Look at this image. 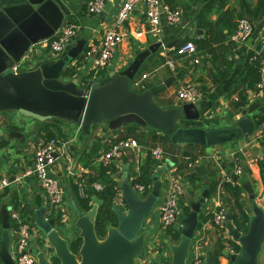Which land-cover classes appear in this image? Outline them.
<instances>
[{
    "label": "crops",
    "instance_id": "obj_1",
    "mask_svg": "<svg viewBox=\"0 0 264 264\" xmlns=\"http://www.w3.org/2000/svg\"><path fill=\"white\" fill-rule=\"evenodd\" d=\"M63 1L69 9L70 15L64 16L57 31L66 22L76 24L75 33L68 45L81 50L76 58L70 62L71 68L69 70L72 74L69 75L67 80L75 78L76 83L74 84L77 88L82 89L88 81H107L106 79H109L111 71L124 70L134 61L137 55L147 50L153 43L160 42V46L156 50L150 51L141 61L133 77V79H137L142 74H147L142 80L145 85L144 89L171 79L169 86L154 96L157 104L162 108H168L182 103L177 97V90L185 83H194L198 87V98L201 100L200 116L197 120H181L182 125L210 129L227 127L234 125L237 119L249 116L255 126L248 136H238L232 142L222 144L219 150L214 146L207 147L197 143L168 146L167 150L163 148L166 152L163 161L156 162L150 156V148L160 144H153V141H151L148 134L155 129L148 125L127 123L111 128L108 126L107 121H101L92 125L89 135L86 136L80 131L79 124L74 119L54 116L45 121H38L24 117L16 110L7 109L11 114L0 113V177L6 176L10 179V177L18 175L24 168L32 166L35 148L41 140L46 139L47 132L53 133L54 138L67 140L69 143L65 153L56 158L49 171L59 181L62 190L63 201L59 206L60 208L57 207L54 210L50 206L37 178L33 175L24 177L21 181L14 180L0 192V232L3 207L7 210L9 230L12 236L17 233L15 221L11 217L12 211L17 212L19 216L30 222V219L35 215L34 211L43 207L45 217L56 216L58 219L57 214L61 212L67 216L71 221L69 225L61 226L58 224L56 227L63 237L71 241L78 235L79 231L72 225L75 220V207L80 208L76 200L77 195L81 196L78 191V182L84 181L85 194L88 178L97 176V170L100 167L108 166L110 170H113L111 178L115 184L114 187H117L115 195H121L119 185L126 179L134 187L132 184L133 179L137 176V172L140 173L141 168H145L149 164V160L153 163L151 172L166 161L169 167L160 176L162 188L159 199L150 214L145 218L144 224L146 226H154L149 235L148 240H151V242L148 243V247L145 249L146 254L157 246L153 242L160 237L158 228L160 227L159 206L163 199V186L170 177H176L180 180L183 187V200L179 208L188 213L191 209L190 200L197 201L204 188H208V185L215 181L218 182L221 169L229 172L235 166H240L242 172L236 178V185L240 187L238 200L243 211L249 217L252 214L250 193L244 187L246 184H250L253 189L254 201L264 208V149L260 138V135H264V114L258 110L260 106L264 105V91L262 95L257 96L255 85L252 88L249 87L248 84L254 78V75H251L247 67L249 54L257 46L258 37L264 33V8L256 13L260 0H164L170 6L180 10L181 20L177 25H168L164 17H161V32L158 37L147 32L139 37L133 35L141 29H147L148 26L144 5L136 3L133 11L120 29L124 36L112 54L110 65L99 70L95 75L93 73V59L96 54L93 53L85 58V52L90 47L98 45L104 31L113 23L121 1H107L104 5L107 11L102 9L96 14L86 12L89 0ZM226 10H231L234 14L231 21V23L233 22L232 26L234 23L236 24L238 15H242L251 22L253 26L251 46L231 40L234 29L230 22L209 29L207 22H215ZM219 31L222 35L218 34ZM199 39L206 42L202 49L196 43V40ZM186 40H192L195 43L197 55L200 58L199 63H193L191 57L175 54L174 48ZM161 43L165 48H162ZM66 52L67 49L65 48L62 53L53 54L46 44H36L34 49L29 52L31 60L28 61L25 58L24 61L26 62H23V65L26 66L20 68V71L34 68V65L40 61H48L49 59L54 61ZM167 59L173 61V69H170L165 63ZM134 89L137 88L134 87ZM241 97L245 99V102L240 108H236L234 103L239 101ZM7 110H0V112ZM21 122L26 125H20ZM36 124L39 126L38 129L35 128ZM131 126L134 128L130 129ZM11 131H19L24 136V140L21 141L17 137L7 139L6 133ZM130 137L138 141V149L125 150L120 159L103 160V154L108 151L113 143ZM185 152H189L195 157L200 156L201 162L205 164L203 175H198L193 170L199 176L193 184L185 180L188 174L185 171V166L187 161L190 160L188 156L184 155ZM211 157H220V168L213 164ZM93 183L101 184L95 181L89 186L91 187ZM216 200L224 210L228 209L232 215L234 226L239 229L233 219V214H237L235 197L224 189H220L218 192L216 185V188L209 192L208 198L201 207L198 214V225L192 239L193 242L196 237L204 236L206 241L204 259H206V249L211 242V238L213 239L214 249L217 245L220 246L216 229L206 223L210 215V206ZM90 204L92 205V201H90ZM178 224L177 219L175 228ZM14 244L15 240L11 243V249ZM191 250L192 247L190 246V253ZM155 253L152 251V255H155ZM145 258H140L138 261L141 262ZM217 261L218 264H230L231 262L223 254L217 257ZM258 262L264 264V242L258 254Z\"/></svg>",
    "mask_w": 264,
    "mask_h": 264
},
{
    "label": "water",
    "instance_id": "obj_2",
    "mask_svg": "<svg viewBox=\"0 0 264 264\" xmlns=\"http://www.w3.org/2000/svg\"><path fill=\"white\" fill-rule=\"evenodd\" d=\"M107 11L104 6L103 11ZM70 11L63 0H0V110H16L24 117L45 121L54 116L76 120L80 131L88 136L91 126L107 121L108 126L115 128L127 123L148 125L152 129L167 136L171 143L185 145L197 143L202 146H214L217 150L224 143L232 142L238 136H248L255 123L249 116L236 120L234 125L218 128L185 126L181 120H197L200 116V99L194 102L180 103L172 107L162 108L154 100V96L169 86L171 79L162 84L150 86L142 91L135 90L132 80L141 61L150 51L156 50L160 42H155L136 56L134 61L121 71H111L109 81L94 80L86 82L80 89L75 86V78L67 80L70 62L76 58L79 49L66 45L67 52L56 60L40 61L34 68L13 73L11 66L15 62L31 60L29 47L40 40L49 38L60 27L64 16ZM253 32V26H252ZM252 36L245 43L251 46ZM26 62V61H24ZM29 63V62H28ZM258 110L264 114V105ZM244 113V112H243ZM20 125L25 126L23 122ZM38 129L39 126L35 125ZM7 139L17 137L21 141L24 136L19 131L6 133ZM169 167L168 162L157 166L152 172V183L146 196L136 193L125 179L119 185L127 210L122 211L115 203L111 205L116 216V224L107 227L106 234L99 239L95 233V217L102 199L91 196L92 205L87 211L75 207V220L72 225L78 229L81 244L77 253L69 248L70 240L60 234L57 217H45L44 208L34 211L30 223L35 225L43 237L31 236L30 249L38 264H137L139 258L146 255L145 249L151 242L149 235L153 225L146 226L145 218L156 205L162 188L160 176ZM205 164L200 162L194 167L198 175H203ZM14 181V176L10 177ZM59 183V181H58ZM250 193L252 214L245 232L237 229L232 222V215L225 209V228L232 242L240 248L226 255L232 264H259L258 254L264 242V208L254 201L253 189L246 184ZM209 196L206 188L197 201H191L188 213L179 210V224L176 231L179 237L168 242L169 254L146 256L141 264H186L190 255V246L198 225V214ZM0 262L16 264L11 251V243L18 235H11L7 210L1 211ZM67 226L69 225V219ZM209 243L206 249L204 264H214V245ZM47 242V245L45 244ZM39 245V247H38ZM148 257V258H147Z\"/></svg>",
    "mask_w": 264,
    "mask_h": 264
},
{
    "label": "built area",
    "instance_id": "obj_3",
    "mask_svg": "<svg viewBox=\"0 0 264 264\" xmlns=\"http://www.w3.org/2000/svg\"><path fill=\"white\" fill-rule=\"evenodd\" d=\"M112 0H89L86 6V12L89 14H96L100 12L105 3ZM121 4L118 7L113 23L109 28H107L102 38L100 39L98 45L90 47L86 52L84 57L87 58L91 54H96L93 59V73L94 75L110 65V60L112 54L115 52L118 44L122 41L124 33L120 30L123 27V23L127 20L129 15L134 9L136 3H142L145 9V16L147 19V29L139 30L133 35L135 37L141 36L143 33H150L156 37L159 36L161 32L160 18L164 17L168 25H177L181 20V12L179 9L170 6L164 0H120ZM76 30V24L73 22H66V24L56 31V33L49 38L38 41L37 43L29 47V52H31L36 44L42 43L46 44L53 54H60L66 48V45L70 42L71 37L74 35ZM252 24L245 18L241 17L237 20L235 29L231 35V40L236 43H245L249 36H252ZM257 46L251 51L248 57L249 62H254L257 60V71L258 80L255 84V91L257 96L262 95L264 91V33L258 37ZM162 48L165 46L161 43ZM174 52L178 56H188L192 58V62L197 64L200 61L197 55L196 45L192 40H186L178 44L174 48ZM24 60L15 62L11 66L13 73H18L20 71V65ZM165 63L170 69L174 68L173 61L167 59ZM147 76V74H142L140 78L133 79L131 86L134 88L144 89L145 85L142 80ZM199 96L198 87L194 83H185L179 87L177 90V97L184 103L194 102ZM262 140V148L264 149V135H260ZM69 141L59 140L54 137L46 138L41 140L34 152L33 164L24 168L18 175L14 176V180L21 181L24 177L33 175L37 178L40 188L43 190L47 197V201L50 206L55 210L61 205L63 201L62 190L57 179H55L50 174V167L54 164L57 157L64 154ZM139 143L133 138L120 139L113 143L108 151H106L102 158L104 161L109 159H120L123 152L127 149H138ZM166 152L160 145H154L150 148V156L156 162H162L165 158ZM220 158V157H219ZM218 157H211L213 164L220 168V159ZM201 157H196L193 160H189L186 163L185 171L187 173L193 172L194 167L201 162ZM242 172L240 166H235L231 171L226 172L220 170V175L217 184V191L223 189L222 184L228 183L232 186L236 185V178ZM138 175V172H137ZM10 181L6 176L0 177V192L4 190ZM84 181L78 182V191L82 196L84 195ZM92 189L95 191H100L103 186L99 183H93L91 185ZM134 191L140 195L144 192V186L142 184H134ZM117 190V187H114ZM161 194V193H160ZM183 187L180 180L176 177H170L163 186V199L159 206V223L162 228L171 227L176 225L177 213L180 210L179 206L183 200ZM114 203L121 209V207L127 210V206L122 195L114 196ZM122 210V209H121ZM123 211V210H122ZM61 212V211H60ZM210 215L207 219V224L212 226L217 231L219 244L225 247L230 253H235V249L231 243L230 237L225 228L226 213L218 200L214 201L210 206ZM63 222L67 220V216L62 213ZM11 217L16 224V234L18 235L15 240L14 247L11 249L13 258L16 264H38L36 256L29 251L30 249V238L33 236L37 237L39 233L38 228L32 227V223L28 222L25 218L18 215L17 212L12 211ZM235 243V242H232ZM47 245V242H45ZM205 238L200 235L196 237L193 242H191V253L187 259L186 264H204V251H205ZM239 245L238 243H235Z\"/></svg>",
    "mask_w": 264,
    "mask_h": 264
},
{
    "label": "trees",
    "instance_id": "obj_4",
    "mask_svg": "<svg viewBox=\"0 0 264 264\" xmlns=\"http://www.w3.org/2000/svg\"><path fill=\"white\" fill-rule=\"evenodd\" d=\"M263 8H264V0H260L257 5L256 13L262 11ZM233 16L234 14L231 10H226L225 12L222 13V15L215 22H207V26L209 27V29H212L214 26H220V24H228L229 22H230V25L232 26L233 22L231 23V21L233 19ZM241 17L242 15H238V19ZM236 24H237V21H236ZM236 24L234 23V25L232 26L233 29H235ZM218 34L222 35L221 32ZM196 43L200 49L204 48V45H206V42L201 39L196 40ZM257 65H258L257 60H255L254 62L248 61L247 63L249 72H251V75H254V78L248 84L249 87L251 88L255 85V83L258 80ZM71 74L72 72H69V75ZM109 79L107 78L106 80L109 81ZM135 90L142 91L144 89L137 88ZM244 102H245V99L241 97L239 101L234 103V106L236 108H240L244 104ZM133 128H134L133 126L130 127V129H133ZM148 136H150V139L151 141H153V144L160 143V142L162 143L167 142L163 144L164 145L163 147L165 150H167L168 146L175 145L170 142L167 136L163 135L162 133H157L155 130L152 133H149ZM51 137H54L53 133L47 132L46 138H51ZM184 155L188 156L190 160H193L196 158L195 155L190 154L189 152H185ZM152 168H153V163L152 161L149 160V164L145 168H141L140 173L132 181L133 185L138 183L144 186L145 189H144V192L142 193L143 197L146 196L147 193L149 192V189L152 183V174L150 173ZM97 171H98L97 176L88 178L89 181L88 183H86L87 187L85 189V194L83 196L77 195L76 200L80 208L84 211H87L91 207L90 201H91L92 195H97L100 199H102L103 202L98 207L96 217H95V223H94L95 233L99 239H102L106 234L107 227L110 225L116 224V216H115L114 211L111 208L116 190L114 189L115 184L113 183V179L111 178V173L113 172V170H110L108 166H103V167H100V169ZM198 178L199 176L195 172H191L186 175L185 180L193 184ZM95 181H98L103 185V189L101 191H95L89 186L92 182H95ZM217 184H218L217 181L209 184L207 188L208 191L212 192L216 188ZM222 187L225 191H227L228 193L232 194L235 197L236 206H237L236 207L237 214H233V219L237 223V227L239 229L246 231L247 224L249 222V215H247L243 211L242 205L238 200L239 194H240V187L238 185L232 186L228 183H223ZM185 211L187 212L186 209ZM172 233H173V238L177 240L179 237V233L176 230ZM80 244H81V238L78 235H76L70 241L69 248L73 253H77ZM232 246L235 249V251H238L240 248V246L236 245L235 243H233ZM213 254H214V264H218L217 257L222 254V245L220 246L217 245V247H215L213 251ZM54 264H59V262L57 260H54ZM230 264L232 263L230 262Z\"/></svg>",
    "mask_w": 264,
    "mask_h": 264
},
{
    "label": "flooded vegetation",
    "instance_id": "obj_5",
    "mask_svg": "<svg viewBox=\"0 0 264 264\" xmlns=\"http://www.w3.org/2000/svg\"><path fill=\"white\" fill-rule=\"evenodd\" d=\"M159 228V231H160V237L155 240L154 245L156 246L155 248H152V251L156 252V254H159L162 256V254L164 253L165 255L169 254V251H168V247H167V244L168 242H174L175 239L173 238V233L176 228H175V225L174 226H171V227H165V228H162L161 226L158 227ZM70 243V242H69ZM152 251H150L149 253H147L144 257L146 256H152ZM142 257V258H144ZM147 257V258H148ZM140 262V261H138ZM142 262H145V259L143 261H141L140 263L138 264H141ZM164 262L165 264H169L168 263V257H164Z\"/></svg>",
    "mask_w": 264,
    "mask_h": 264
},
{
    "label": "rangeland",
    "instance_id": "obj_6",
    "mask_svg": "<svg viewBox=\"0 0 264 264\" xmlns=\"http://www.w3.org/2000/svg\"><path fill=\"white\" fill-rule=\"evenodd\" d=\"M25 66H26V65H23V63L21 64V68H25ZM0 113H1V114H7V115H8V114H11L9 110L4 111V112H0ZM36 125H37V124H36ZM164 143H167V142H163V143L160 142L159 144H160L161 147H163V146H164V145H163ZM166 147H167V146H166ZM163 148H164V147H163ZM181 203H182V202H181ZM181 203H180V204H181ZM121 209H122L123 211H125V208H124V207H121ZM62 213H63V212H62ZM57 215H58L57 225H58V224H60L61 226L66 225V224H67V221H64V222H63V219H64V218H63L62 214H61V213H58ZM67 219H68V218H67ZM32 227H33L34 229L36 228L34 225H32ZM38 231H39V230H38ZM40 237H43V234H42L41 232L37 233V238H36L37 242L39 241V238H40ZM139 259H140V258H139ZM168 262H169V259H168ZM138 263H140V262H138V260H137V264H138Z\"/></svg>",
    "mask_w": 264,
    "mask_h": 264
}]
</instances>
